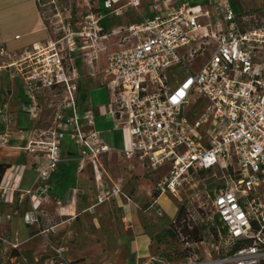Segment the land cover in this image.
<instances>
[{
    "label": "built area",
    "instance_id": "1",
    "mask_svg": "<svg viewBox=\"0 0 264 264\" xmlns=\"http://www.w3.org/2000/svg\"><path fill=\"white\" fill-rule=\"evenodd\" d=\"M97 10L82 16L80 27L70 21L64 35L34 46L33 52L8 65L23 80L22 112L35 123L25 152L34 159L36 179L19 202L30 203L24 213L36 235L57 232V224L41 210L48 197L52 174L62 162L67 137L80 151L81 167L92 165L99 185L97 205L115 198L132 203L125 179L110 188L101 178L100 158L111 153L95 130V113L80 109L79 81L83 66L88 76L99 78L109 92V108L117 126L126 128L130 144L118 154L131 176L136 164L146 173H167L155 187L160 197L175 193L183 180L200 172L217 179L212 206L232 250L216 264H264V7L239 12L233 0H207L205 4H178V0H151L152 17L108 32L106 19L118 18L126 9L140 11L148 0H94ZM108 11L102 13L100 4ZM118 36V51L106 56V67L96 73L99 48ZM205 59L192 71L196 58ZM175 66L186 76L171 89L167 72ZM44 108L55 109L52 126H39ZM0 121L9 123L6 104L0 102ZM10 135L0 133V149ZM26 165L14 168L0 183V204L13 203L20 192ZM133 177V175H132ZM131 179V178H130ZM159 197V198H160ZM150 203L159 216L158 199ZM10 219L9 215L0 216ZM50 224L43 228V223ZM11 251L20 246L0 237ZM62 250L59 252L61 253ZM152 262V261H151ZM160 264H169L156 259Z\"/></svg>",
    "mask_w": 264,
    "mask_h": 264
},
{
    "label": "crops",
    "instance_id": "2",
    "mask_svg": "<svg viewBox=\"0 0 264 264\" xmlns=\"http://www.w3.org/2000/svg\"><path fill=\"white\" fill-rule=\"evenodd\" d=\"M206 1L181 0L178 4L196 5L205 4ZM153 13L151 1L148 0L140 11L126 9L122 16L105 24V27L108 32H118L145 17H152ZM114 22L120 26L118 30L113 25ZM49 39L50 34L45 27L37 0H0V102L6 104L10 119L6 124L0 121V133L10 135L9 145L0 149V183L14 168L27 166L21 181V191L16 192L14 202L8 204L2 201L0 204V216H10L9 220L4 218L0 223V237L6 241H13L14 235L18 233L22 247L37 237L36 229L27 226L23 219L24 213L31 208L29 201L20 203L18 200L22 191L32 189L36 179L34 159L25 152L28 142L32 139L35 123L22 112V105L25 102L23 80L8 65L20 61L33 52L34 46L42 45ZM79 95L80 109L94 111L95 130L104 144L111 149V153L105 156L108 159L106 162L108 171L104 170V173L110 176L113 184L115 181L112 171H118L119 166H123L126 169V180L129 179L124 189L132 196L133 202L115 198L107 204L97 205L99 185L92 178L91 165L81 167L80 152L67 137L62 143V162L51 176L49 182L51 190L41 210L58 225L57 231L63 232L67 229L66 225L81 222L83 228L79 234L84 232L86 237L97 239V244L90 247L94 251L100 250L104 255L113 256V259L111 258L113 262L139 264L151 255L150 236L159 232V229L147 230L145 228L147 219L142 218L144 214H149L147 209L144 210L145 205L150 212L155 211V208L150 206L153 201V190L145 182L146 171L141 164H136L131 176L128 175L130 163L118 152L129 147L130 134L126 128L117 126L109 108V92L102 87L100 79L88 76L86 71L82 72ZM115 159L121 162L117 163ZM2 170L5 171L3 174ZM161 199L162 196L158 199V204L163 209L160 205ZM115 212L122 217L121 222L114 218ZM177 212L178 209L166 222L173 223ZM79 234L78 237L81 238ZM80 244L75 246V254L88 255L85 246L89 245ZM5 245L8 244L2 245L0 242V254ZM8 246L6 248L10 254L11 249ZM94 251L90 255H93Z\"/></svg>",
    "mask_w": 264,
    "mask_h": 264
},
{
    "label": "rangeland",
    "instance_id": "3",
    "mask_svg": "<svg viewBox=\"0 0 264 264\" xmlns=\"http://www.w3.org/2000/svg\"><path fill=\"white\" fill-rule=\"evenodd\" d=\"M151 1V0H149ZM236 3L238 9L242 11L259 10L263 6L262 0H233ZM41 16L44 20L46 29L49 31L50 37L53 40L60 39L64 33L62 28L69 21L75 25V29L80 27L82 16L89 11H96L97 5L94 0H37ZM148 2V1H147ZM181 3V0H178ZM102 13L107 16L108 11L103 8V3L100 4ZM153 16L155 13L152 14ZM115 17L106 19L105 24L110 23ZM116 29H119L117 22L113 23ZM118 27V28H117ZM107 49L103 46L99 48L100 62L97 65L96 73H100L106 67V56L113 52L118 51V36H113L110 40L104 42ZM205 61L204 58L199 57L193 62L192 65H188L192 71H196ZM87 71L83 66L82 72ZM187 69L182 66H175L168 70L167 78L168 85L171 89L175 88L178 83L186 76ZM98 87V86H97ZM84 89V88H83ZM106 90V89H105ZM93 96V95H92ZM56 110L44 108L40 117L39 126L42 129H46L52 126L56 118ZM79 151V150H78ZM80 152V151H79ZM106 156V155H105ZM100 158V162L103 165L101 178L104 184L112 187L110 176L104 173V170L108 171L107 157ZM117 163L121 162L119 159H115ZM92 168V178L96 181V173L94 167ZM126 169L123 166H119L118 171L113 170L114 181L119 179H125L124 184L128 183L125 176ZM167 170L162 169L158 173H146L144 179L150 189L153 190V196L156 192V184L164 178ZM100 176V175H97ZM217 179L213 172H200L187 176L182 185L175 193L167 192L162 196L160 205L163 208V216L157 215L153 210H148V206L145 205L144 210L147 209L149 214H144L142 218L146 221V229H159L157 234L150 236V256L142 260L139 264H160L156 262V259H164L169 264H216L218 260L224 259L228 256L232 250V247L225 241V236L222 234V227L218 224V218L214 215L212 199L214 198L215 189L217 186ZM152 196V197H153ZM19 199V197H18ZM184 207L182 213V223H187L192 226H198L204 229V241L198 244L192 242H185L187 238L184 235H180V240H172L166 238L163 234L164 230H168L173 227L172 223L166 222L173 216L172 213L178 209L177 215L174 220L177 219L179 210ZM154 212V213H153ZM116 220H122V217L117 212L114 213ZM185 221V222H184ZM52 224H55L52 222ZM118 221V225H119ZM215 225L218 229V236L212 233L211 228ZM47 222L43 223V228L49 227ZM191 227V226H190ZM66 230L61 232L57 231L55 234L38 235L33 241H29L25 245L19 246L18 249L9 251L6 255L0 254V263L2 264H121L119 262H113V256H107L102 254L100 250L92 249L90 246L97 244V239H91L83 234H79L83 228L81 222L66 225ZM179 229V228H178ZM180 230V229H179ZM78 234L81 235L79 238ZM88 238V239H87ZM87 239V240H86ZM21 243V241H20ZM84 243L85 252L88 255L75 254L77 244ZM81 246V244H80ZM88 249V250H86ZM60 250L61 253L59 252ZM94 251L93 255L92 254ZM184 254L189 256L188 258H179L178 256ZM112 258V259H111ZM77 259V260H75ZM152 261V262H151ZM112 262V263H111Z\"/></svg>",
    "mask_w": 264,
    "mask_h": 264
},
{
    "label": "trees",
    "instance_id": "4",
    "mask_svg": "<svg viewBox=\"0 0 264 264\" xmlns=\"http://www.w3.org/2000/svg\"><path fill=\"white\" fill-rule=\"evenodd\" d=\"M263 1V7H264V0ZM234 8L238 11V7L236 6V3L233 1ZM2 174L5 172L4 170L1 171ZM154 198H159L160 193L159 191H156L154 193ZM184 212V207H181L179 210V214L177 216V219L172 223L173 227L169 228L168 230H164L163 234L166 238H170L172 240H180L179 236L184 235L187 238V241L185 242H192L195 244L201 243L204 241V229L199 228L198 226H192L190 224L182 223V213ZM218 218V216H217ZM218 224L222 227V234L226 237L227 236V230L223 228V224L220 222L218 218ZM191 226V227H190ZM180 230H179V229ZM211 231L213 234L218 236V229L215 227V225L211 228ZM179 258H188L189 256H184V254H181L178 256Z\"/></svg>",
    "mask_w": 264,
    "mask_h": 264
}]
</instances>
